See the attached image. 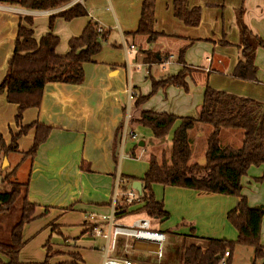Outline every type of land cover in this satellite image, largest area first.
<instances>
[{
    "label": "crops",
    "instance_id": "obj_1",
    "mask_svg": "<svg viewBox=\"0 0 264 264\" xmlns=\"http://www.w3.org/2000/svg\"><path fill=\"white\" fill-rule=\"evenodd\" d=\"M94 1L102 3L105 0L90 2ZM172 1L155 0L153 30L164 33L166 37L159 38L154 45L148 47L145 37L129 35L138 25L141 8L139 0V9L133 10L129 23H124L122 27L116 20L109 25V30L113 32L101 52L93 58V63L84 65L83 80L77 85L46 84L39 108L24 111L18 124L14 119L17 106L7 103L5 94H0V136L5 146L20 127L35 122L52 127L35 157L18 164L16 176L26 167V197L36 206V218L23 228L25 245L29 237L42 230L37 238L39 252L32 255L26 252L29 246H24L19 253L21 263L42 264L48 249L49 264H78L76 260L79 264H85L89 257L98 259L102 264L105 249L111 248L114 240L108 258L127 259L133 264H181V252L185 246L204 248L209 238L236 240V231L228 223L226 215L239 200L226 198L227 196L155 185L152 188L153 195L156 201L163 204L168 214L166 220L150 219L143 212L118 218L114 216L116 208L121 205L122 194L132 189V183L138 181L142 188L140 179L148 168V158H144V155L148 154L151 147L150 130L136 122L127 125L128 132H133L136 138L128 136L124 142L121 141L122 130L119 132L117 129L121 123L124 127L128 114L133 119H137L141 111L197 118L206 85L217 91L264 104V66L258 62V57L264 55L263 48H258L255 53L258 83L231 77L240 57L237 48L239 32L236 11L243 8L244 24L264 42V0H187L189 8H201L199 25L194 28L186 27L173 16ZM0 6L1 82L13 53L19 21L24 17L32 19L31 29L36 40L49 32L43 29L41 33H35L32 16L43 14L44 11H28L10 4L0 3ZM91 10L92 7L87 12L90 19ZM98 18L100 17L95 20L100 21ZM90 19H87L81 31L76 32L74 28V32L67 35H61L60 31L53 32L58 38L62 36L55 50L57 55L67 53L68 41L78 37ZM100 22L98 24L104 30L105 22ZM223 40L230 46L222 47L220 42ZM189 41L193 43L189 44ZM186 45L189 46L184 54V62L189 68L196 70L189 78L194 81L193 77L206 73L204 88L195 96L192 93L185 95L175 87L159 89L151 101L133 108L135 99L141 93L138 94L136 89L140 91L138 75L143 67L150 68L149 75L154 80L175 75L181 70V65L175 62L177 53ZM148 48L162 57L169 56L168 61L145 64L142 51ZM203 61H207V65L204 66ZM170 62L176 64L170 68L171 71L165 73ZM130 68H134V72H130ZM152 68L157 69V77L152 75ZM212 73L215 76H211ZM150 91V82L145 83L141 96H146ZM174 99H179L180 104L174 103ZM196 99L198 102L194 107ZM184 101H187L185 105ZM198 129L205 136L209 132L205 126H197L195 130ZM171 136H167V141H170ZM33 138L34 129H31L17 140V149L12 153L21 155L28 151ZM204 151L205 149L202 151L203 156ZM2 152L4 151L0 149V153ZM142 159L146 161V168L139 165ZM1 169L10 172L13 168L3 163L0 172ZM259 169L261 168L251 167L241 179V195L246 198L250 207L264 205V186L261 190L262 197L258 195L250 198L243 193L245 182L248 185L253 183V187L261 183L264 185V173ZM125 177H133L135 180L130 182ZM259 179L262 180L258 181ZM115 192L117 200L113 204ZM110 216L113 217L112 223L103 219ZM138 220H148L152 231L162 232L165 236L170 233L181 235L192 243L178 247V256L172 259L162 251L161 257H158L156 252L159 247L154 242L135 240L120 233L114 236V228L130 227ZM94 227L101 231L100 236L92 233ZM260 244L264 251V219ZM262 263L263 260L259 259L255 264Z\"/></svg>",
    "mask_w": 264,
    "mask_h": 264
},
{
    "label": "trees",
    "instance_id": "obj_2",
    "mask_svg": "<svg viewBox=\"0 0 264 264\" xmlns=\"http://www.w3.org/2000/svg\"><path fill=\"white\" fill-rule=\"evenodd\" d=\"M71 1L73 0H0V3L17 5L28 11H47L62 7ZM154 7L155 0H141L137 28L129 34L145 37L148 47L154 45L159 38L166 37L164 33L153 30ZM172 12L173 16L186 27L194 28L199 25L201 8H189L187 0H173ZM56 15L69 22L86 17L87 12L80 4H75ZM54 19V15L49 18L50 30ZM32 24L30 17H24L19 21L13 53L0 82V94H5L7 103L17 106L14 117L17 124L24 111L39 108L46 84H79L84 77V65L93 63V58L101 52L109 33L96 22L89 21L78 37L68 41L67 53L59 56L55 52L59 38L49 32L39 40L34 39ZM236 24L239 32L237 48L240 57L231 77L258 83L255 53L258 48H264V42L244 24L242 7L236 11ZM191 43L193 41H189V44ZM220 44L222 47L230 46L224 40ZM188 46L180 48L177 53L176 61L181 65V70L161 80L151 78L150 93L146 96L138 95L133 108L145 103L159 89L175 87L185 92L188 90L186 79L192 72L184 62V54ZM142 52L145 56L144 63L147 65L162 60L168 61L169 56L162 57L158 53H153L150 48ZM133 122L150 130L151 142L162 143L167 141V136L171 134L170 157L168 160L164 158L158 160L156 156L149 155L147 171L140 179L142 182L140 202L127 205L122 198L114 216L118 218L143 212L150 219L166 220L168 214L163 204L156 201L153 195L152 188L155 185L233 197L239 201L227 213L226 219L236 231V240L209 238L204 248L195 245L185 246L181 252V264H220L225 253H228L225 264H229L236 246L252 248L253 264L259 259H262L264 264V252L260 244L264 205L250 207L246 198L241 195V179L247 175L251 167L258 168L264 165V104L217 91L206 85L197 118L141 111L137 119L129 115L127 125ZM197 126H205L209 131L204 151V164L190 165L191 132ZM31 129H34L32 146L28 151L21 153L20 163L32 159L48 138L52 127L36 122L20 127L18 133L11 136L7 146L0 136V149L5 153L15 152L17 140ZM122 129L123 123L119 125L117 131L120 132ZM233 140H238L236 145L229 143L235 142ZM17 170L18 167H15L5 173L1 181L4 188L0 189V218L8 213L17 201H20L21 207L19 220L10 230L8 241L0 242V264H23L19 261V253L26 243L23 239V228L36 218V206L26 197L28 182L19 183L13 180L16 178ZM125 179L130 182L135 180L133 177H125ZM49 253L47 249V256L42 264H48Z\"/></svg>",
    "mask_w": 264,
    "mask_h": 264
},
{
    "label": "rangeland",
    "instance_id": "obj_3",
    "mask_svg": "<svg viewBox=\"0 0 264 264\" xmlns=\"http://www.w3.org/2000/svg\"><path fill=\"white\" fill-rule=\"evenodd\" d=\"M90 1L91 0H88V1L84 0L83 8L84 9L86 8L85 9L86 12H89L90 7H92V10L90 12V15H92V19H90L91 17L89 18L88 14H87L86 17H81V18H77V19H74L72 21L66 22L61 17L54 14L55 19L53 21V26H52L51 30L49 29L48 21L52 15H49V14L33 15L32 18H34L35 33L39 34V33H41V30L44 29V31L46 30L47 32H51L52 34L54 31H60L61 35H67L68 33L74 32V28H75V31L78 32L80 29H82V26L87 21V19H90V21L96 22L97 24L100 21H101L100 23H102V21L105 22L104 30L109 32L108 33V37H109V35H111V33L113 32V31L109 30V25L112 23V21L115 22L117 20L119 22V24L123 27L124 23L126 24V23H129L131 21L133 10L139 9V0H131V1L130 0H110V1L105 0L102 3L101 2H95V1L90 2ZM97 17H100L102 20L100 18H98L100 21L95 20ZM120 19H123V22H120ZM60 37H62V36H59V39H60ZM107 41L104 43L103 46H105L107 44ZM145 50H147V49H145ZM262 50H264V48ZM175 62L177 63L176 59H175ZM258 62L260 64H262V66H264V55L263 56L260 55L258 57ZM176 63L170 62L168 67H166L167 69H166L165 73L171 71L170 68L172 66H175ZM202 64L204 66L207 65V61L206 62L203 61ZM198 65H200V64H198ZM189 69L192 71L190 73L191 75L194 72H196L195 69H193V68H189ZM153 70L154 69L152 68V71H151L152 75L157 77V73H158L157 69H155L154 71ZM149 71H150V68H148V66H144L142 69V72H140V75H138V80L140 82V87H141L140 91L138 89H136L138 94L140 92L142 93L143 86L145 85V83L149 84V82H150V84H151V81H150L151 78L149 75ZM159 71H161V70H159ZM130 72H134V68H130ZM206 75L207 74L205 73L204 75H199L198 77L195 76V77H193L194 81L188 77L186 79V83H188L187 84L188 90L186 92L184 90L178 89V88H177V90H180L185 95H188V94L191 95V93H192V95L195 96V94L198 91H201L204 88V84L206 81L204 77H206ZM210 75L215 76V75H213V73ZM208 84H210V80H209ZM193 92H194V94H193ZM141 93H140V95H141ZM152 97H150L147 101H149V100L151 101ZM153 102H152V104H153ZM173 102L180 104L181 101L179 99H174ZM186 102L187 101H184L183 105H185ZM196 102H198L197 99L195 100V103ZM195 103L193 104L194 107L197 105V103L196 104ZM204 134L205 133L201 134L200 129H198V130H195L194 133H192V135H191L192 148H191V158H190V162H189L190 165L191 164L202 165L204 163V159H203L204 156H203L202 151L206 147V138L208 136V134L206 136ZM232 138L235 139V137H232ZM233 141H235V142H229V143L236 145L238 142V140L237 141L233 140ZM150 143H151L150 144L151 147L149 148L148 154H146V156L144 155V158H148L149 154H152V155L156 156V158L158 160H161V158H164L165 160L169 159L170 149H171L170 141H164L162 143L155 141L154 143H152V142H150ZM20 161H21V155L20 154H16V153L11 154V153H5V152L0 153V168H2L3 163H5L6 166L10 165V167H12V168L19 167L18 164H20ZM139 165L140 166L144 165L146 168L147 164H146L145 159H142L141 161H139ZM260 168L261 169H259V170H261L262 173H264V167L260 166ZM1 170H2L1 172H4V173L0 172V177L1 176L4 177V174L8 172V171H6L7 168H6V170L5 169H1ZM13 180H16L19 183H25L27 181V169H26V167H23L18 172V175L16 176V178H14ZM252 184L248 185V184H246V182L243 184L244 185V188H243L244 196H249L250 198L256 197L258 195L261 196L263 193V192H261L262 186H264V185L261 183V184L253 187ZM3 188H4V185H2V183L0 181V189H3ZM258 189H260V190H258ZM226 198H228V197H226ZM20 205H21L20 201H17V203L8 211V213H6L4 216H1V218H0V242H7L8 241L9 235H10V230L19 220L20 207H21ZM41 232H42V230H39L37 234H34L28 238V240H27L28 242L26 245L29 246V249H27L26 252H28L32 255L37 254L39 252L37 238L41 234ZM30 235L31 234H28V236H30ZM73 237L74 236H70V238H73ZM190 243H192V242H188V240H185V238L182 237L181 235L175 236V235L170 233V234H166V240H165V242L161 243L160 250L164 253L165 256L168 253V255L172 259H174L175 257L178 256L177 248L178 247L180 248L181 246L187 245ZM252 259H253V249L252 248L244 247V246H236L232 252V257L230 259L229 264H252L253 263ZM76 261H77L76 263L79 264V261L78 260H76ZM48 264H49V261H48ZM64 264H75V263H64ZM85 264H100V261L96 258H90L89 257L85 260Z\"/></svg>",
    "mask_w": 264,
    "mask_h": 264
},
{
    "label": "built area",
    "instance_id": "obj_4",
    "mask_svg": "<svg viewBox=\"0 0 264 264\" xmlns=\"http://www.w3.org/2000/svg\"><path fill=\"white\" fill-rule=\"evenodd\" d=\"M83 3H84L83 0H73V1L69 2L68 4L62 6V7L44 11L43 14L54 15V14H57L59 12H62L64 10L72 7L75 4H80L83 7ZM0 8H2V7L0 6ZM99 31H101V29H99ZM131 48H133V47H131ZM130 98H132L131 95H130ZM128 118H129V114L127 115V119ZM128 136L132 139L136 138V135L133 132H128L127 121H126L125 125L121 131V141L124 142L125 138ZM2 179H3V177L1 176L0 181H2ZM122 198H123L124 203L127 205H131L133 203L140 202V194L134 189H131V190L125 192L124 194H122L121 199ZM116 200H117V192L114 193L113 204L116 203ZM103 219H106V220H108L109 223H112L113 217L112 216L103 217ZM92 233L95 236L101 235V231L99 229H97L96 227L92 228ZM118 233L126 235L128 237H131L135 240H145V241H150V242L156 243L159 247L156 254L158 255V257H161L160 245H161V243L165 242L166 236L162 232L150 230L148 220H138L130 227H116V228H114V236ZM113 245H114V240L112 241L111 248L106 247L105 253L103 254L102 264H133L130 260H127V259L118 260V259L108 258V253L113 248ZM227 257H228V253H225L220 264H225V259Z\"/></svg>",
    "mask_w": 264,
    "mask_h": 264
},
{
    "label": "water",
    "instance_id": "obj_5",
    "mask_svg": "<svg viewBox=\"0 0 264 264\" xmlns=\"http://www.w3.org/2000/svg\"><path fill=\"white\" fill-rule=\"evenodd\" d=\"M132 189L136 190L139 194L141 193V184L138 181L132 183Z\"/></svg>",
    "mask_w": 264,
    "mask_h": 264
}]
</instances>
